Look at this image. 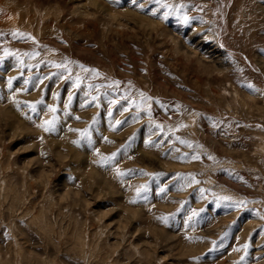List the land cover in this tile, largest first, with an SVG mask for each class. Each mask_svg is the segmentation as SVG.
I'll use <instances>...</instances> for the list:
<instances>
[{"label": "rangeland", "instance_id": "rangeland-1", "mask_svg": "<svg viewBox=\"0 0 264 264\" xmlns=\"http://www.w3.org/2000/svg\"><path fill=\"white\" fill-rule=\"evenodd\" d=\"M0 264H264V0H0Z\"/></svg>", "mask_w": 264, "mask_h": 264}, {"label": "snow or ice", "instance_id": "snow-or-ice-1", "mask_svg": "<svg viewBox=\"0 0 264 264\" xmlns=\"http://www.w3.org/2000/svg\"><path fill=\"white\" fill-rule=\"evenodd\" d=\"M190 18L189 17H187V16H185L184 17V22L185 23H187L188 22V20H189ZM13 35H16L15 33H13ZM57 67H60V65H57ZM86 71H87V69H86ZM92 71H95V70H92ZM93 99H95V97H93ZM36 103H40V101H37ZM31 108H32V110L33 111H35L36 110V108H35V105L33 104V105H29ZM50 107V110H52V111H55V109H52L51 108V106H49ZM117 123H120V122H117ZM42 127H45V130L46 131H54L55 130V122H54V120H52V121H46L45 122V125H41ZM78 131H82V136L83 137H88V135H89V132H88V129H84V130H78ZM106 139V138H105ZM183 142V141H182ZM113 155V157L116 155L115 153H113L112 154ZM195 158V157H194ZM107 159V158H106ZM196 183H199L198 181H195ZM139 189H137V192L139 193ZM162 191H163V189H162ZM203 191V190H202ZM194 215H195V213H194Z\"/></svg>", "mask_w": 264, "mask_h": 264}]
</instances>
